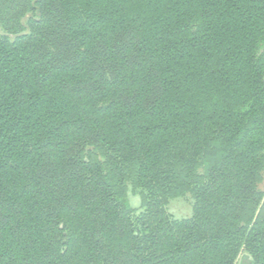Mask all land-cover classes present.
Listing matches in <instances>:
<instances>
[{
    "label": "trees",
    "instance_id": "1",
    "mask_svg": "<svg viewBox=\"0 0 264 264\" xmlns=\"http://www.w3.org/2000/svg\"><path fill=\"white\" fill-rule=\"evenodd\" d=\"M0 28V264H264V0H0Z\"/></svg>",
    "mask_w": 264,
    "mask_h": 264
},
{
    "label": "rangeland",
    "instance_id": "2",
    "mask_svg": "<svg viewBox=\"0 0 264 264\" xmlns=\"http://www.w3.org/2000/svg\"><path fill=\"white\" fill-rule=\"evenodd\" d=\"M25 18H22V22ZM1 31V28H0ZM260 188L264 190V181L260 185ZM128 198L130 205L134 208H138L140 205V199L137 195H133L128 192ZM167 211L175 218L189 217L192 213V199L189 195L184 197H176L169 200L167 204ZM248 258L245 253L241 252L235 264H246Z\"/></svg>",
    "mask_w": 264,
    "mask_h": 264
}]
</instances>
